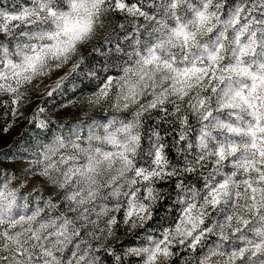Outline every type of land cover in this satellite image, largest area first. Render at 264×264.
<instances>
[{"label": "clouds", "instance_id": "clouds-1", "mask_svg": "<svg viewBox=\"0 0 264 264\" xmlns=\"http://www.w3.org/2000/svg\"><path fill=\"white\" fill-rule=\"evenodd\" d=\"M58 2L65 6L68 4V0H58ZM171 2L172 0H169V5ZM204 2L205 0H187L178 9H171L170 6L165 8L162 0H148V4L157 6L159 11L154 14L164 19L167 27L159 24L152 27L144 25L148 39L141 41L140 49L135 48V42H133L131 52L127 54L129 63L121 67V75L114 80L115 91L110 94L107 103L96 104L87 101L88 110L84 113L85 117L107 107L109 119L95 125L83 139L79 134L74 138L61 139L62 144L55 142L43 147L31 163L11 166L21 171L19 175H5L0 182V193H3V199L0 200V264H55L53 258L45 254L47 252L53 253L56 260H60L62 264H76L80 254V249H77L78 244L81 249L105 247V245H96L91 242L94 236H103L108 228V215L103 212L102 206L108 208L110 214L114 216L121 210L128 211L130 204L144 205L147 208V213L141 214L142 219L135 216L132 218L136 226L124 228L123 238L113 236L112 244L113 246L119 244L122 239L129 236L138 238L137 244L125 246L114 253L127 255V248L151 249L167 234L168 241L172 245L170 248L172 255L167 258L158 257L156 264H175L178 256L177 249L186 253L180 258L179 264H227V255H212V250L230 254L238 246L247 247L245 240L255 239L258 232L264 231V218H262L264 210L258 215L255 212L250 213L245 207L243 181L251 176L255 184L259 179L258 173L246 171V168H251L250 164L244 165L240 162L241 154L244 153V144H250V138L247 135L237 136L223 126L233 124L247 127L248 123H255L250 111L246 108L225 107L233 95L226 91V84L233 82L236 88H240L241 81L249 86L252 81L244 79L239 73H225L224 68L229 62L236 63L238 59L233 56L234 52H238L237 28L243 25L247 17L250 26L240 39L247 42V37L254 34L256 55L246 56L245 61L253 73L264 75V71L260 68V65L264 63V5L261 4V0H238L235 4L229 3V0H219L225 7L217 9L215 7L217 0H212L209 12L233 13L239 7L250 10L252 14L248 17L247 12L240 13L241 25L235 27L228 22L230 17L224 16L219 21L218 27L214 28L213 32H208L201 26L197 17V10L204 11ZM159 13H162V16ZM177 14L180 17L179 24L175 18ZM109 15L105 12L102 14V19L97 21L104 31L95 32L90 40L79 46L78 52L94 41L107 37L110 29L105 25ZM214 23L212 20L208 21L210 27ZM180 25H183L190 36L194 33V39L190 38L185 43L182 36L176 35L175 29ZM158 43H162L163 48L158 47ZM220 43H223L225 48L219 53L220 59L217 63L220 65V71L217 72V76L226 75L231 78V80H225L224 84L211 79L210 72L215 70L216 64L208 59L209 54L214 52ZM152 48H155L161 61L153 65H144L141 57L135 55V52L140 51L142 56H148ZM78 61L79 56L73 60L74 63ZM163 61L171 62L175 68L181 70L185 67H197L209 69V72L192 76L187 83L181 84L183 77L166 67ZM70 73L69 70L68 74ZM181 87L187 92V96L183 99L181 94L175 91ZM213 87L217 91L212 92ZM131 89L135 90V102L131 98L125 99L130 95ZM163 96H167V103L172 111L167 113V117L163 113L153 116L154 111L149 105ZM259 98L264 99V89L260 91ZM201 101H204L203 109L200 107ZM177 105L181 106V114H190L194 121L189 136L196 137L193 143L195 151L186 147L181 150L177 142L174 147L175 161L166 151L164 155L167 163L157 166L154 156L155 146L157 143L166 141V135L171 134H162L159 125L165 122L173 126L172 131H179L175 127L179 119L176 115ZM207 111H211L213 115L205 122L201 116ZM148 117L156 121L151 128L145 125ZM205 123L208 133L205 137L207 148L202 150L198 137ZM129 125H131V131H125L124 129ZM109 134H115L120 142H125L137 135L141 138L136 154L132 155L131 151L128 153L134 161L133 166H125L124 171L121 172V163L113 157L116 162L112 169L101 165L96 170L94 186L78 173L69 171L78 167L84 169L89 157L100 161L104 152L122 151L123 149L118 145L114 146L106 142L105 138ZM228 139L240 144V152L237 156L229 155L228 162L226 164L221 162L215 171L213 168L202 170L200 160L197 158L200 157L205 162L214 160L215 158L209 153L223 146ZM131 147L135 145H130ZM169 147L168 141L164 144V148ZM50 148L53 151H49ZM96 149H100L101 155H97ZM246 155L249 159L256 161L257 168L264 170L258 153L251 147L247 149ZM190 163L196 169V173L191 175L194 178L191 181L186 174ZM137 166L145 169V174L151 171L156 175L143 182L142 177L135 176ZM46 168L48 175H41L40 173ZM26 172L32 173L30 179L25 178ZM177 177L181 179L178 180ZM225 179L229 181L228 188L221 189V192L226 194L221 196V203L212 208L205 203L206 200L211 199L209 192ZM196 180L202 181L201 187L197 186ZM177 183L180 187H176ZM164 184H174V188L162 187ZM237 186L242 194L239 200L236 199ZM256 187L264 188V181L256 184ZM89 188L98 195L90 196ZM117 191L118 196L115 195ZM9 193H14V196ZM73 194H75V200H70L69 197ZM247 196L250 197L251 192H248ZM54 198L55 206L49 207L46 201L54 200ZM257 198L259 199V193ZM169 199L172 201L171 207L158 223L148 227L149 223L154 221L156 210L161 202ZM81 200L86 202L80 203ZM247 203L250 204V200ZM237 214L249 219L250 223L243 228L244 235L234 236L228 227L227 217H233L232 228H235ZM85 215L88 217L87 221L84 218ZM201 219L204 221L203 224L200 223ZM64 220L70 221L66 234L70 239L67 243L58 244V241L64 240V235H57L61 231ZM76 229L80 230L78 236L74 235ZM189 232L191 235H188ZM221 232L227 240L219 239ZM196 236H200V243L193 249L191 242ZM211 237L215 239L209 244ZM85 241L88 242L82 243ZM69 247L72 248L75 256L66 255ZM245 255L248 256V253ZM85 257L87 264H91V256L85 253ZM135 259L138 264H145L147 255L142 253L136 255ZM246 264H264V256L256 255Z\"/></svg>", "mask_w": 264, "mask_h": 264}, {"label": "snow or ice", "instance_id": "snow-or-ice-1", "mask_svg": "<svg viewBox=\"0 0 264 264\" xmlns=\"http://www.w3.org/2000/svg\"><path fill=\"white\" fill-rule=\"evenodd\" d=\"M187 0H172L169 5V0H162L165 8L170 6L171 9H178L181 5L185 4ZM212 0H205L203 4L204 11L197 10V17L201 26L206 28L208 32H213V29L218 27L219 21L224 16H229V23L234 27L241 25L240 13L247 12L248 17L251 16V11L245 8H237L235 12H209V6ZM261 4L264 5V0H261ZM215 7L221 9L225 7L223 4L217 0ZM67 9V10H66ZM158 8L155 4H148L147 9L145 7L144 0H68L67 6L62 5L58 0H13L11 7H5L2 0H0V110L4 112L5 115H10L13 118V122L19 120L28 110V106L31 100V95L33 92L40 93L43 88L42 95L47 97H52L53 94L59 90L63 82L68 79V74L66 73L59 80L54 81L51 86H46L44 80L50 77L54 72H57L64 68L65 66L71 64L70 71L76 72L80 66L84 63V57L81 52H78L80 45L84 44L85 41L90 40L95 32L104 31L97 21L102 19V14L107 12L109 17L112 15L123 16L128 23H130L137 33V36L133 37L135 42L134 47L140 49L141 39L144 32L147 29L144 25L152 27V25H163L167 27L164 19L158 18ZM162 16V13H159ZM177 23L179 24L180 17L176 15ZM212 20L215 23L213 26L208 25V21ZM247 17L243 25L237 28L239 33L236 36L237 49L238 52H234L233 56L238 57L236 63L229 62L225 68V73H239L244 79L251 80L252 83L249 86L247 83L241 81V87L236 88L233 82H229L225 85V89L231 92L233 95L226 103L225 107L235 109V108H246L250 111L252 119L255 123H248L247 127L236 126L233 124L223 125L227 127L230 132L237 136L247 135L250 138V144H244V153L241 154L240 162L244 165H251V168H246L248 172L258 173L259 179L253 182L251 176L249 179L243 181L245 184L244 196L246 200L245 207L251 212L260 214L264 210V188L256 187V184L264 181V170L256 167V161L254 159H249L246 155L247 149L251 147L254 152L258 153L260 157V162L264 165V99L259 98V93L264 89V75L260 73H253L250 70V66L246 63L245 57L248 55L255 56L256 48L254 45V34L247 37V42L241 41L240 37L247 31L249 27ZM106 28H111V19L107 20L105 25ZM119 29L124 30L125 24L120 23L118 25ZM176 35L182 36L185 43L188 42L190 38L194 39L195 34H190L184 30L183 25H180L175 29ZM230 35V34H229ZM227 39V35H225ZM158 47L163 48L162 43H158ZM225 48L223 43L215 49L214 52L209 54L208 59L216 64L215 70H211L210 77L213 81H219L224 84L225 80H231L226 75L217 76V72L220 71V65L217 61L220 59L219 53ZM117 51H123L121 48H117ZM135 55L140 56L144 65H153L157 61H161V57L156 54L155 48H152L148 56H142L140 51H136ZM79 56L78 62H73ZM166 67L171 68L173 71L181 75L183 79L180 81L181 84L187 83L192 76H198L202 72H209V69H202L197 67H185L184 69L175 68L171 62L163 61ZM262 71H264V63L260 65ZM143 79V76H141ZM115 81L113 79H108L102 88L95 93L94 97L88 99V103L100 104L102 102H107L110 94L115 91L113 84ZM177 93L181 94V99L187 96V92L183 87L175 90ZM212 92L217 91L216 88H211ZM131 98L135 102V90H130V95L125 97V99ZM204 101L200 102V107L203 109ZM127 106V105H125ZM149 107L159 116L161 113L167 117V113L172 111L167 103V96H163L158 100H154ZM192 107V105H189ZM45 112L43 107L37 106L31 113L30 118L32 123L38 128H46L47 120L42 114ZM139 115V113L137 114ZM176 115L179 117L178 123L175 126L179 131H172L174 140L171 147L174 148L178 142L180 149L189 148L195 151L193 148V143L196 137L189 136L191 131L193 119L188 113L181 114V106H176ZM213 113L211 111L204 112L201 116L203 121H207ZM207 124L200 129V135L198 137L200 141V148L206 150L207 140L205 137L208 135ZM5 130L10 131V126L4 125L0 126V133ZM125 131H131V125L124 129ZM106 142L114 146H119L123 149L116 152H104L102 154V159L96 161L93 158H88V164L84 169L76 168L69 169V171H74L81 175L90 185H96V170L101 167V165H106L108 169H112L116 157L121 163L120 171L123 172L125 166H133L134 161L129 157L128 153L131 151L132 155L136 154V149L140 147V137L132 136L131 139L125 142L118 141L115 134H109L106 136ZM159 140V137H157ZM259 141V143H257ZM58 144H62L61 139H57ZM168 141H163L157 143L154 149L155 163L157 166L160 164H166L164 153L167 151L170 154V147L168 149L164 148V144ZM135 145L131 147L130 145ZM53 151V149H49ZM97 155H101L100 149H96ZM240 152V144L233 142L228 139L223 146L217 148L213 153H209L214 160H209L207 162L203 161L200 157V163L203 168H216L224 162H228V156H237ZM187 155V153H184ZM47 158V157H46ZM193 173H196V169L191 166V163L186 169V174L190 177ZM41 175H48L47 168L40 173ZM156 175L155 172H148L145 174V169L136 167L135 176L142 177L143 182L148 181L152 176ZM234 175V174H233ZM6 178V177H5ZM177 179H181L177 177ZM135 183V181H133ZM229 181L225 179L222 183L217 184L213 187L209 195L210 200H206L205 203L209 204L212 208L217 207L221 203V196L226 194L221 192V189L228 188ZM115 187V185H113ZM176 187H180L177 183ZM151 191V189H149ZM251 192V196L248 197L247 193ZM257 193H259V199L257 198ZM14 196V193H9ZM89 194L98 195V193L93 192L92 188H89ZM115 195H119L117 191ZM241 192L237 186L236 199L241 198ZM3 199V193H0V200ZM70 200H75V194L69 197ZM132 199H135L134 194ZM250 200V204L247 201ZM86 201L81 200L80 203H85ZM49 207L55 206L53 200L46 201ZM103 212L108 215V228L104 232L103 236H94L92 238V243L96 245H105V247H95L94 249L85 248L81 249L80 245H77V249H80L79 260L76 264H87L85 253L91 256V264H103V257L108 256L111 258L113 264H138L135 259L136 255L146 254L147 260L145 264H156L158 257H169L172 255L170 248L172 245L169 243L167 234L162 241H158L155 247L143 248V247H129L127 248V255L114 254L120 247L113 246L112 238L117 236L118 230L121 226L124 228L135 227L133 217H142V213H147V208L144 205L137 206L136 204H130L128 211L123 212L122 219L110 214L108 208L103 207ZM190 211V209H189ZM85 220L88 217L85 215ZM264 218V217H262ZM228 227L232 230L233 235H244L243 228L247 227L250 223L249 219H246L243 215L237 214L235 219V228H232L233 217L228 216ZM203 224V219L200 220ZM70 221L64 220L61 225V231L57 233L58 236L64 235L63 241H58L59 243H67L70 239L67 236L68 225ZM79 229L74 230V235H79ZM209 231H211L209 229ZM91 236V233H89ZM188 235H191L189 232ZM11 239V237H10ZM220 240H227V237L221 235ZM88 241L82 242L87 243ZM17 243L19 241L17 240ZM200 243V236H196L192 242L191 247L193 249ZM247 244L245 246H238L230 254L221 253L216 250H212V255L223 256L227 255V264H246L248 260L256 255L264 256V231L257 233L255 239H247L244 241ZM248 253V256L245 254ZM51 256L55 261V264H62L60 260H56L55 256L51 252L45 253ZM70 254L75 256V253L70 251ZM133 258L130 259L129 257Z\"/></svg>", "mask_w": 264, "mask_h": 264}, {"label": "rangeland", "instance_id": "rangeland-1", "mask_svg": "<svg viewBox=\"0 0 264 264\" xmlns=\"http://www.w3.org/2000/svg\"><path fill=\"white\" fill-rule=\"evenodd\" d=\"M238 0H229V3L235 4ZM64 5V4H63ZM65 6V5H64ZM117 17L119 19H117ZM111 19L112 27H114V20L117 19L119 23L123 21V23L128 22L123 16H115L112 15L108 17ZM108 28L110 31L107 34L106 38L98 39L97 41L107 42L112 39L113 37H117V32L113 31V28ZM116 33V34H115ZM126 34V33H125ZM129 33L126 34L128 36ZM141 41L147 40L148 37L146 32H144L142 37H138ZM125 40V38L123 39ZM97 41H94L90 46H86L85 48L81 49V53L83 57L87 55V53H91L94 51V46ZM134 40L131 39L129 41L128 49L131 52V46ZM129 52V53H130ZM125 64L129 63L128 58L125 60ZM71 68V64L65 66L61 70L54 72L50 77L44 80V84L46 86H51L54 81L59 80L63 77L66 73H69ZM73 74L71 72L68 74V78ZM120 73L116 76H112L109 79H118ZM108 80V79H107ZM107 82V81H106ZM105 82V83H106ZM66 81L63 82V85ZM104 83V84H105ZM104 84L100 87L102 88ZM99 88V89H100ZM97 89L94 93L91 94H78L75 95L74 98L63 101L57 102V104L50 103L48 110L44 108L43 103L47 100V96L42 95L43 88L41 89L40 93L33 92L31 95V100L28 106V110L24 116H22L19 120L13 122V118L10 115H5L2 110H0V126L8 125L10 126V131L5 130L4 132L0 133V182L5 175H19L20 171L17 168H11L12 165H21V164H28L31 163L35 156L39 154L40 150L43 147L51 145L57 141V139H65V138H74L75 135H81L82 139L87 136V134L93 130L95 125L107 121L109 119V114L107 112V107H105L102 111H94L87 117L84 116V113L88 110L87 101L89 98L94 97L95 93L99 91ZM107 102H105L106 104ZM43 107L45 112L42 114L43 117H46V120H49L51 130L48 133H40L39 136L35 137L33 134V129L38 128L36 127L30 118V113L37 107ZM95 117V118H93ZM194 122V121H193ZM48 127V123H47ZM38 128L40 130H45L48 128ZM32 177L31 172L25 173V178L30 179ZM191 181V180H190ZM198 187L202 186L201 180L195 181ZM55 201V198L53 200ZM114 203V202H112ZM167 212V211H166ZM165 212V213H166ZM118 218L122 219L123 210L119 213H115ZM155 224H153L154 226ZM152 227V226H151ZM124 227L121 226L118 230L117 236L124 237ZM134 241L136 244L139 242L138 238L129 236L125 240ZM215 237H211L209 240V244L211 240H214ZM124 239H122L123 241ZM122 243V242H121ZM121 243L116 244L120 248H123ZM70 251L72 248L69 247L66 251V255H70ZM178 254L183 252L181 249H177ZM186 255V253H185ZM185 255H181L184 257Z\"/></svg>", "mask_w": 264, "mask_h": 264}, {"label": "trees", "instance_id": "trees-1", "mask_svg": "<svg viewBox=\"0 0 264 264\" xmlns=\"http://www.w3.org/2000/svg\"><path fill=\"white\" fill-rule=\"evenodd\" d=\"M5 7H11L13 4V0H2ZM145 7L147 9L148 0H144ZM63 5V3H61ZM119 16V15H115ZM117 19H119L117 17ZM114 20L113 31L117 32L118 36L113 37L107 42L97 41L94 46V51L91 53H87L84 56V63L80 66V68L74 72L67 80L62 87L57 90L52 97L47 98L43 103L44 108L48 110L49 104L57 102H63L75 97V95L84 93L91 94L94 93L97 89H99L107 79L112 76H116L120 73L121 67L125 66V60L128 58V53L130 49H128L129 41L133 39V37L137 36V33L133 29L132 25L128 22H125V29H119L118 25L120 24L118 21ZM123 23V21L121 22ZM128 36H126V34ZM116 34V33H115ZM125 38V40H123ZM117 48L123 49V51L118 52ZM153 116H156V113H153ZM48 129L40 130L38 128L33 129L34 136L38 137L40 133H48L51 130L50 122L47 120ZM156 124V121L152 117H148L145 121V125L147 128H151ZM162 134L171 133L170 135H166V139L170 142V156L175 161L176 152L174 148L171 147L173 142L172 135V125H169L165 122H161L159 125ZM189 180H193V177H189ZM162 187L174 188V184L168 185L164 184ZM172 201L164 200L161 202L159 208L156 210L154 221L150 222L148 227H153V224L158 223L161 220V217L164 215L166 211H168L169 207H171ZM136 243L130 240H123L121 245L119 246H133ZM181 255H185V253L181 252L177 256V260L175 264H179V260ZM103 264H113L112 260L108 256L103 257Z\"/></svg>", "mask_w": 264, "mask_h": 264}]
</instances>
